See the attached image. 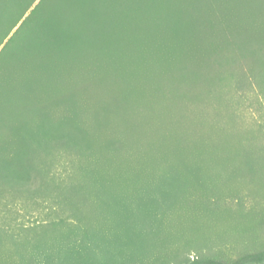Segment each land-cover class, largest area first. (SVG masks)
Wrapping results in <instances>:
<instances>
[{"label": "rangeland", "instance_id": "rangeland-1", "mask_svg": "<svg viewBox=\"0 0 264 264\" xmlns=\"http://www.w3.org/2000/svg\"><path fill=\"white\" fill-rule=\"evenodd\" d=\"M39 1L19 19L25 2L0 0V54L23 22L22 45L39 42L40 11L25 19ZM51 11L46 30L80 45L0 57V97L4 79L8 100L20 92L0 108V264L263 249L264 0H55ZM29 69L43 86L24 99Z\"/></svg>", "mask_w": 264, "mask_h": 264}, {"label": "trees", "instance_id": "trees-1", "mask_svg": "<svg viewBox=\"0 0 264 264\" xmlns=\"http://www.w3.org/2000/svg\"><path fill=\"white\" fill-rule=\"evenodd\" d=\"M36 0H23V3L20 6V10L17 12V15L19 16V19L21 17H23L26 12L28 11L29 7H32L33 2ZM31 2V3H30ZM55 4V0H40L35 6L34 8L31 10V13L27 16L26 21L30 20L32 16H34L36 14L37 11H40V16L37 20V23L34 27V34H37V30H40V36L38 34V38L40 39L39 42H35L36 46H28L26 47L24 44L22 45V41H21V37L18 38L19 34H21V30L23 29V27L25 26L24 22L21 23V26L15 31V33L8 39L7 43L5 44L4 49L1 51L0 57L3 56L4 54H8V63L9 61L12 62L13 60H16L17 62L23 61L25 59V63H28V58L29 56H32L33 54H31V52L38 47L40 49V52H42L44 57H49V58H54L55 57H59L60 56V52L58 51L59 49V45H80L79 43V38L80 35H76V37H74L73 35L69 36V35H64L61 32H56L55 34H52L51 32L46 30V25H48V19L49 17L52 16V11H51V7H53ZM11 14V13H10ZM19 19H17L15 22L12 23V25L10 26V32L17 26V24L19 23ZM65 25H68L70 30L73 29L69 18H65ZM58 29H61L59 27H57ZM8 35V34H7ZM43 36V37H42ZM6 37H1L0 38V45L4 42V39ZM44 39V42H41V39ZM113 46V45H111ZM30 50V51H29ZM39 52V53H40ZM13 57L12 60H10V58ZM49 61V60H47ZM31 63H29L30 66ZM40 67L36 68V72H39ZM8 70H9V66H8ZM34 69H29V71H27L25 74H23L19 80H17L19 86H20V90L21 93L23 95V98L25 99L28 95V92L30 89V82H32L33 84H31V87L34 88V90H37L38 88L42 87L43 85L41 84V80L35 75ZM7 81V86L5 85V82ZM8 79H4V81L2 82V86L4 88L3 90V94L0 97V101H1V105L0 108L4 107V104H7L6 100H8V89L11 87H8ZM4 84V85H3ZM88 85V87L90 86V83H86ZM19 92L16 91V93H14V95L12 96V99L19 95ZM26 92V93H25ZM7 96V97H6ZM8 100V108H10L11 105H13L12 103H18L16 100ZM1 108V109H2ZM4 109V108H3ZM43 107H37L34 110L39 113L40 111H42ZM238 164H241L240 162H238ZM244 166V165H243ZM245 167V166H244ZM248 169V168H246ZM63 182L61 184H63L64 182H66V178L64 180H62ZM174 185V184H173ZM172 186V184H171ZM264 262V248L263 249H259L256 251H251V252H245L241 255H239L238 257L234 258L231 261H223L220 259H215V258H205V259H194L192 261L186 262L184 264H256V263H262Z\"/></svg>", "mask_w": 264, "mask_h": 264}]
</instances>
